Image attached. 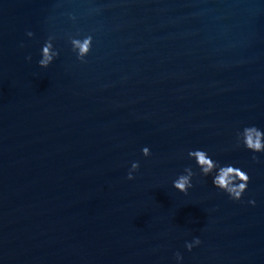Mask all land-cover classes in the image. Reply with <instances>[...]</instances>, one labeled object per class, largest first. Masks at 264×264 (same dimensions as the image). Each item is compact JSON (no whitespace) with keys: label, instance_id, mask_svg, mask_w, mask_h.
<instances>
[{"label":"water","instance_id":"95a60500","mask_svg":"<svg viewBox=\"0 0 264 264\" xmlns=\"http://www.w3.org/2000/svg\"><path fill=\"white\" fill-rule=\"evenodd\" d=\"M248 125L264 130V0H0V264H264ZM193 149L247 172L241 201Z\"/></svg>","mask_w":264,"mask_h":264},{"label":"clouds","instance_id":"9594fccd","mask_svg":"<svg viewBox=\"0 0 264 264\" xmlns=\"http://www.w3.org/2000/svg\"><path fill=\"white\" fill-rule=\"evenodd\" d=\"M75 48L78 50L80 56L86 55L89 40L85 39L82 42H73ZM51 57L44 50L43 58L39 61L41 67H47L50 63ZM238 146L243 147L244 150L253 154L251 159L256 161L257 154H264V130L254 126H243L237 136ZM148 147L141 148V155L148 154ZM188 158L194 162L196 169L202 177L210 178L211 185L217 191L224 193L228 199L232 201H241L243 194L247 191L249 183V175L239 166L232 163H220L213 159L207 151L202 149H193L187 152ZM132 170L138 168V165L133 163ZM126 179L131 181L133 175L127 172ZM171 187L181 194H186L192 187V173L189 171L187 175H179L171 182ZM247 203L250 206L254 205V201L250 198ZM200 243L199 239L193 240L191 245L186 244V250L191 251L192 247ZM177 260L180 257L177 256Z\"/></svg>","mask_w":264,"mask_h":264}]
</instances>
